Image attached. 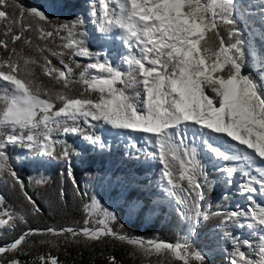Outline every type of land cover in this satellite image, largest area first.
I'll return each instance as SVG.
<instances>
[{
    "label": "snow or ice",
    "instance_id": "snow-or-ice-1",
    "mask_svg": "<svg viewBox=\"0 0 264 264\" xmlns=\"http://www.w3.org/2000/svg\"><path fill=\"white\" fill-rule=\"evenodd\" d=\"M237 2L95 0L90 13L97 31L107 35L118 29L119 39L127 49L121 57L126 66V71H122L106 54L101 60L85 45L83 34L77 31L83 27V19L54 24L44 11L26 7L20 0H0V22H6L3 34L12 45L9 47V40L0 39V49L6 53L0 55V181L18 187L32 209L41 210L10 162L9 149L19 147L41 166L45 159L64 162L76 193L87 195L73 174L71 158L80 153L69 145L68 138L79 136L92 147L104 150L109 146L81 125L82 122L94 128L102 123L115 130L145 134L150 145L145 157L161 165L158 186L172 198L185 219L199 224L208 218L209 213L202 211L204 205L209 210L213 207L207 202V193L214 187L206 166L198 159L196 141L200 139L214 159L224 162L215 168L229 188L234 174H241L237 194L247 200L243 207L218 206L212 214L222 215V224L231 222L248 228L258 241L254 244L252 239L242 240L225 232L232 245L230 251L225 250L228 264H264V50L256 51L252 42L243 38V31L234 27ZM10 6L16 10L14 13L7 11ZM256 7L264 32V6ZM245 14H250L249 5H245ZM16 25L19 32L15 31ZM221 27L227 31V41ZM29 31H35L38 39H64L62 34H66L68 42L63 47L71 49L72 56L93 61L83 66L75 80L85 86L78 96L68 93L74 82L73 68L63 59L62 67L49 59V55L62 57L63 52L37 46L40 55L33 57L16 46L17 42L31 45L32 38L24 35ZM245 50L255 61L253 71H245ZM36 67L61 84L64 91L36 83ZM76 68L81 65L77 63ZM220 137L232 145L231 153L216 146L214 141ZM130 147L137 145L132 142ZM4 204L5 198L0 196V229H14L24 220L23 209L16 211ZM92 209L99 217L94 222ZM85 210L90 219H85L82 228L29 229L0 246V264H21L15 254L23 252L28 237L38 233L62 237L65 243L80 237L88 241L112 237L137 246L146 255L167 253L182 264H204L205 256L192 250L187 237L173 244L121 234L111 226L117 217L95 197H91ZM243 246L249 251L242 250ZM8 253L13 255L5 258ZM38 261L60 264L58 258L50 255H41ZM108 264H117L115 257H109Z\"/></svg>",
    "mask_w": 264,
    "mask_h": 264
},
{
    "label": "trees",
    "instance_id": "trees-1",
    "mask_svg": "<svg viewBox=\"0 0 264 264\" xmlns=\"http://www.w3.org/2000/svg\"><path fill=\"white\" fill-rule=\"evenodd\" d=\"M79 1L20 0V3L26 7H35L44 11L49 19L57 24L71 23L76 18L82 19V15L78 10ZM262 6H264V2ZM244 8L245 4L238 0L236 3L238 14ZM7 11L14 13L16 10L10 6ZM238 14L234 16L237 21L234 27L243 31L245 40L254 38L256 44L260 46V51H262L264 45H261V41L257 37L252 36L253 25L257 26V23L249 19L243 21ZM5 23L0 22V39L9 40V47H11L9 37L3 34ZM250 25L252 26L251 30ZM15 31H20L19 25L15 26ZM77 31L83 34L82 38L88 48L94 53L100 51V46H96L88 36L85 25ZM221 33L227 41V31L224 27H221ZM24 35L32 38L31 45H22L21 42H17L16 46L18 48L23 47L25 55L39 57L40 53L37 46L64 53L62 57L49 55V59L57 67H62L60 60L63 59L65 63L73 68L74 82L70 84L68 93L72 96H78L85 86L75 82V80L79 77L83 66L93 61L89 58L77 59L76 56H72L71 49L63 47L68 42L66 34H62L65 36L64 39L61 36L38 39V34L35 31L25 32ZM0 55H6L3 49H0ZM244 60L246 63L245 71H253L256 67L255 61L247 50H245ZM77 63L81 65V68H76ZM34 75L36 83L43 87L53 91H64L61 84L43 75L39 67L34 69ZM253 75H256V73L253 72ZM92 95L96 94L93 93ZM59 106L60 104L57 102V107ZM81 125L86 132L99 136L109 146V150L104 151L99 150L98 147H92L82 137L71 136L68 138L69 145L80 153L72 156L71 163L77 184L82 192L87 193L84 196L76 193L72 180L66 174V164L64 162L45 159L42 162L43 166H41V162L34 160V157L30 156L27 150L19 147L9 149L10 162L14 164L20 177L25 182L26 190L36 200L41 210L39 212L34 211L31 205L24 200L18 187L13 188L10 183L0 181V196L5 198L4 207L16 211L23 209L22 214L24 215V220L18 222L14 229L0 232V246L11 243L29 229L42 231L47 228L73 227L79 229L84 227L85 219H90L85 210V205L91 203V197H95L103 208H106L117 217V220L111 225L117 232L145 240L166 241L173 244L187 237L192 250L199 251L205 256L204 264H220L223 262L221 258L216 256L207 258L205 255L216 244L210 235L215 230L221 235L220 241H222L225 238V232L234 236L236 230L234 225L222 224L223 216L213 215L212 212H215L218 206L224 209L232 208L234 198L227 195L222 185L216 181L217 173L206 166L208 157L198 152V159L203 164L205 163L209 179L214 185L207 193V202L211 203L213 207L209 210L207 204L204 205L202 211L209 213L208 218L202 220V225L197 228L191 219H185L176 210L174 203L170 207L152 203V199H157V197H148L144 188L148 189L158 185L161 165L146 158L145 152L140 146L137 145L136 148H132L128 144H123L121 139L114 133L111 138H108L106 128L99 124L94 128H88L82 122ZM203 150V153L213 157V154L208 152L205 147H203ZM118 166H120V177L124 179L130 176L129 189L118 190L117 186L112 187L110 183L109 177ZM37 180H42L43 183H36ZM182 183L186 185V181ZM61 192H63V195H61ZM91 211L94 222V219L99 217H96L95 209ZM189 215L191 216L192 213H189ZM121 224L123 228L120 227ZM192 227H194V233L188 236ZM11 255L13 254L8 253L5 258ZM15 255L20 259L21 264H39L38 257L41 255L56 257L60 264H108L109 257H115L117 264H182L171 254H156L153 252L146 255L137 246L129 245L112 237L100 241H88L80 237L76 241L70 240L65 243L62 237H52L46 233L29 236L24 251ZM192 264H199V262L192 261Z\"/></svg>",
    "mask_w": 264,
    "mask_h": 264
},
{
    "label": "rangeland",
    "instance_id": "rangeland-1",
    "mask_svg": "<svg viewBox=\"0 0 264 264\" xmlns=\"http://www.w3.org/2000/svg\"><path fill=\"white\" fill-rule=\"evenodd\" d=\"M240 1L245 5H249L250 14H245V8H244V10L238 14L239 18L243 21L246 19H249L252 22L257 23V26L253 25V35L252 36L257 37L261 41V39L264 38V32H262L261 27H260L259 8L256 6H262L264 0H240ZM94 2H95V0H80L79 1L78 10L82 15V19L85 21V23H84L85 30H86L88 36L94 41L95 45L100 46V48L104 49L103 51L98 52L99 56L101 55V57H100L101 60H103L105 58V54H106L105 51L109 49V51H108L109 53L106 54L107 58L112 61L114 66H118L121 68L122 71H126V66H124L121 63V57L123 55H125L127 52V49L123 45L122 41H121V43H119L120 41L115 42V45L111 46L110 42H114V40H115V39H113V40L111 39L113 35L110 38H107L109 34L105 35V34L99 33L96 29V26L92 23V20L95 18L91 17L90 8L94 4ZM111 6H114V5H111ZM115 33H116V31H115ZM248 40L252 42V47L254 49H256V51L260 52L261 49H260V47H258V44H256L255 39L249 38ZM76 58L77 59H83L82 57H79V56H76ZM99 125L106 128L107 133H108V138L110 136H112V134L114 133L118 138L121 139L123 144L130 145V143L134 142V143H136V145L140 146L144 152L150 150V145L144 139L145 134H142L139 132L129 133L128 131L115 130V129L110 128L109 126L103 125L102 123ZM214 142H215L216 146L220 147L221 150H223V151H226L229 153H231L233 151L232 145L225 142L223 137H220L218 140H215ZM105 144L108 145V143H105ZM196 144H197L199 154L201 152L205 157H208V160L206 162V166H208L214 172L217 173L216 181H218L222 185V187L225 189V193L227 195L234 198L233 207L230 209L236 208L237 206L243 207L247 203L246 196H241V195L237 194V185L239 184V182L241 180V174L240 173L234 174V176L232 178L233 184H232L231 188H229L228 185L221 179V173H218L216 171V168H215L216 165H219V164L224 163V162L219 161L218 159H214L212 156H208L206 153H203V151H204L203 147L206 148V146L203 144L202 140L198 139L196 141ZM242 147L243 146H241V148ZM108 150H109V147L104 149V151H108ZM149 160L152 162H157V161H154L151 159H149ZM233 163L238 164L240 162H233ZM257 164L259 165V162H257ZM204 165H205V163H204ZM119 170H120V166H118L116 168V170L113 172V174L109 177L112 187L117 186L118 190L129 189V187H130V184H129L130 178L129 177L130 176L128 178L123 179V177H120V175H119ZM253 174H256V173L253 172ZM160 175H161V173H160ZM159 181H160V178L158 180V184H159ZM144 189L147 191L148 197H153V196L157 197V199H152L153 204L159 203V204L165 205L166 207H170L173 205L172 198L167 196V194L164 193L158 185L154 186V187H149L148 189L147 188H144ZM258 202H259V199H258ZM262 206H264V205H262ZM223 219H224V217H223ZM202 220L203 219H201V222L199 224H195L197 228H199L202 225V223H203ZM228 225H234V228L236 230L234 236L240 237L242 240L243 239H252L254 244L258 243V241H256L255 238L250 235V230L248 228L236 227V225L231 223V222H229ZM193 228L194 227H192V229L189 230L188 236L192 235L194 233ZM4 230H7V228L0 229V232H2ZM261 234H264V233H261ZM210 236L215 240L214 242H216V244L214 245L213 249L210 250L209 252H206L205 255L207 256V258H211L212 256H216V257L222 259L223 262L220 264H228L227 252L225 250L226 249L228 251L231 250L232 245L230 243V240L228 239V241H226L227 238H224V240L220 241L221 235H219V233L215 230H213V233H211ZM242 250H244L246 252L249 251L247 246H243Z\"/></svg>",
    "mask_w": 264,
    "mask_h": 264
},
{
    "label": "bare ground",
    "instance_id": "bare-ground-1",
    "mask_svg": "<svg viewBox=\"0 0 264 264\" xmlns=\"http://www.w3.org/2000/svg\"><path fill=\"white\" fill-rule=\"evenodd\" d=\"M115 31H116V33H115ZM115 33V34H114ZM113 35V36H112ZM119 35H120V32H119V30L117 29V30H114L112 33H110L109 35H108V37L107 38H110L111 36H112V40L113 39H115L114 41L115 42H119V43H121V40L119 39ZM109 41V40H108ZM224 138V137H223ZM224 140H225V142H226V139L224 138ZM232 143H234V142H232Z\"/></svg>",
    "mask_w": 264,
    "mask_h": 264
},
{
    "label": "water",
    "instance_id": "water-1",
    "mask_svg": "<svg viewBox=\"0 0 264 264\" xmlns=\"http://www.w3.org/2000/svg\"><path fill=\"white\" fill-rule=\"evenodd\" d=\"M34 160H37L36 158H34ZM166 242V241H165Z\"/></svg>",
    "mask_w": 264,
    "mask_h": 264
}]
</instances>
